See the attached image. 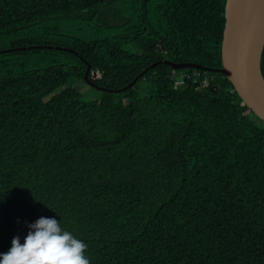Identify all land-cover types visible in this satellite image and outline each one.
<instances>
[{
	"label": "trees",
	"instance_id": "1",
	"mask_svg": "<svg viewBox=\"0 0 264 264\" xmlns=\"http://www.w3.org/2000/svg\"><path fill=\"white\" fill-rule=\"evenodd\" d=\"M224 4L0 0V251L43 215L90 264H264V124L158 63L221 68Z\"/></svg>",
	"mask_w": 264,
	"mask_h": 264
},
{
	"label": "water",
	"instance_id": "2",
	"mask_svg": "<svg viewBox=\"0 0 264 264\" xmlns=\"http://www.w3.org/2000/svg\"><path fill=\"white\" fill-rule=\"evenodd\" d=\"M264 48V0H225L224 26L221 40V68H206L192 63H173L172 70L199 69L224 75L233 86V91L245 105L264 124V78L260 60ZM60 49V48H57ZM152 64L142 71L125 88H131ZM90 65L84 73L85 81L96 89H101L88 79ZM198 83H195V88ZM212 90V89H211Z\"/></svg>",
	"mask_w": 264,
	"mask_h": 264
},
{
	"label": "clouds",
	"instance_id": "3",
	"mask_svg": "<svg viewBox=\"0 0 264 264\" xmlns=\"http://www.w3.org/2000/svg\"><path fill=\"white\" fill-rule=\"evenodd\" d=\"M21 237L13 235L0 264H90L87 244L63 228L55 216H38L25 223Z\"/></svg>",
	"mask_w": 264,
	"mask_h": 264
},
{
	"label": "rangeland",
	"instance_id": "4",
	"mask_svg": "<svg viewBox=\"0 0 264 264\" xmlns=\"http://www.w3.org/2000/svg\"><path fill=\"white\" fill-rule=\"evenodd\" d=\"M93 81H95V78ZM68 86L75 87L78 91H81L86 100L94 99L99 95L98 89L83 83V81L76 76H72L69 79Z\"/></svg>",
	"mask_w": 264,
	"mask_h": 264
},
{
	"label": "built area",
	"instance_id": "5",
	"mask_svg": "<svg viewBox=\"0 0 264 264\" xmlns=\"http://www.w3.org/2000/svg\"><path fill=\"white\" fill-rule=\"evenodd\" d=\"M189 76L188 75H185L183 74L182 77H180L179 79L177 80H174V85L175 86H179V85H182L184 83V79L188 78Z\"/></svg>",
	"mask_w": 264,
	"mask_h": 264
}]
</instances>
